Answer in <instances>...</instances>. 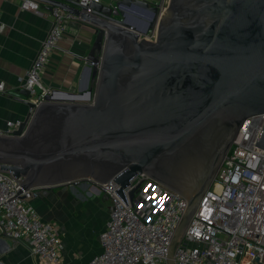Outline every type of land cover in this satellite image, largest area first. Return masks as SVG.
<instances>
[{"label": "water", "instance_id": "water-1", "mask_svg": "<svg viewBox=\"0 0 264 264\" xmlns=\"http://www.w3.org/2000/svg\"><path fill=\"white\" fill-rule=\"evenodd\" d=\"M36 1L96 26L87 56L95 86L37 108L25 88L9 92L35 111L0 137V168L22 180L20 192L114 181L127 205L124 189L145 173L188 200L175 264L174 247L240 128L264 113V0H120L118 14L102 3L86 13L79 0ZM256 146L264 149V127Z\"/></svg>", "mask_w": 264, "mask_h": 264}, {"label": "built area", "instance_id": "built-area-1", "mask_svg": "<svg viewBox=\"0 0 264 264\" xmlns=\"http://www.w3.org/2000/svg\"><path fill=\"white\" fill-rule=\"evenodd\" d=\"M19 1L23 9L41 10L36 0ZM102 1L79 0V4L81 10L93 13V6ZM113 12L118 14L117 5ZM72 21L85 22L79 15L52 7L51 28L23 84L35 108L46 102L47 96L61 93L44 83L43 74L52 55L59 50L65 52L60 42ZM152 31L149 38L155 39L156 31ZM2 93H9L4 81H0ZM23 121L8 120L5 127H0V137L13 136ZM263 127L264 113H260L250 116L240 128L174 247L175 264H264V149L256 146ZM21 182L0 168V264H15L6 262L2 254L22 242L40 264H67L59 226L43 219L32 204L40 188L20 192ZM94 184L110 197L112 208L100 234L102 251L90 263L169 264L172 241L188 208L187 198L145 173L131 178L124 189L128 205L115 193L120 188L116 182ZM132 190H136L133 199Z\"/></svg>", "mask_w": 264, "mask_h": 264}, {"label": "crops", "instance_id": "crops-1", "mask_svg": "<svg viewBox=\"0 0 264 264\" xmlns=\"http://www.w3.org/2000/svg\"><path fill=\"white\" fill-rule=\"evenodd\" d=\"M118 1L103 0L102 4L113 7ZM146 1L166 6L169 0ZM40 4L41 10L36 12L21 8L19 0H0V81L6 83L8 92L24 88L26 72L51 28L52 6ZM95 29V25L86 21L69 23L60 42L65 52H55L43 74L46 85L72 93L86 92L93 85L86 58L96 38ZM67 97L63 93L58 95L60 99ZM30 110L26 102L9 93L0 94V127H5L8 120L25 119ZM32 204L43 219L59 226L67 264H91L92 258L101 253L100 234L109 220L112 202L94 181L84 179L40 188ZM2 258L8 263L40 264L24 242L14 245Z\"/></svg>", "mask_w": 264, "mask_h": 264}, {"label": "rangeland", "instance_id": "rangeland-1", "mask_svg": "<svg viewBox=\"0 0 264 264\" xmlns=\"http://www.w3.org/2000/svg\"><path fill=\"white\" fill-rule=\"evenodd\" d=\"M162 7H165V6H162ZM121 17V16H120ZM137 25H139V26H141L140 24H139V21H137ZM152 34H153V31H149L148 33H147V35H146V37H152ZM87 182H89V181H87ZM82 184V183H81Z\"/></svg>", "mask_w": 264, "mask_h": 264}, {"label": "trees", "instance_id": "trees-1", "mask_svg": "<svg viewBox=\"0 0 264 264\" xmlns=\"http://www.w3.org/2000/svg\"><path fill=\"white\" fill-rule=\"evenodd\" d=\"M93 85L95 86V83Z\"/></svg>", "mask_w": 264, "mask_h": 264}, {"label": "bare ground", "instance_id": "bare-ground-1", "mask_svg": "<svg viewBox=\"0 0 264 264\" xmlns=\"http://www.w3.org/2000/svg\"><path fill=\"white\" fill-rule=\"evenodd\" d=\"M139 26V25H138ZM139 27H141V26H139Z\"/></svg>", "mask_w": 264, "mask_h": 264}]
</instances>
